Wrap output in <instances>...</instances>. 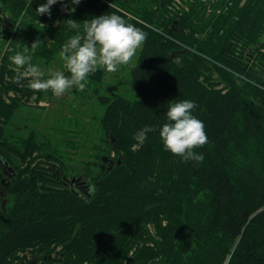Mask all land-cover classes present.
<instances>
[{
	"label": "trees",
	"instance_id": "16d2710c",
	"mask_svg": "<svg viewBox=\"0 0 264 264\" xmlns=\"http://www.w3.org/2000/svg\"><path fill=\"white\" fill-rule=\"evenodd\" d=\"M44 2L0 0V18L22 19L0 49V154L21 169L9 185L10 218L0 220V264H264V0H58L66 12L54 4L38 15ZM113 12L147 38L129 70L135 97L97 96L103 142L118 158L88 172V196L39 167L35 153L66 157L48 136L5 132L21 106L7 92H33L14 82L9 57L49 60L86 19ZM34 92L39 100L43 91ZM185 99L198 105L208 137L195 149L199 164L159 136L167 102ZM145 125L157 131L140 144L133 133ZM66 138L62 130L58 140ZM103 149L100 161L110 158Z\"/></svg>",
	"mask_w": 264,
	"mask_h": 264
},
{
	"label": "clouds",
	"instance_id": "9594fccd",
	"mask_svg": "<svg viewBox=\"0 0 264 264\" xmlns=\"http://www.w3.org/2000/svg\"><path fill=\"white\" fill-rule=\"evenodd\" d=\"M58 0H46L36 8L38 15H51L50 6ZM81 0H71L78 5ZM75 9L72 8L71 11ZM67 25L72 29H80L74 19H67ZM146 33L115 12L94 16L83 23V31L69 38L61 47L59 57L64 62V69L53 70L45 77L44 71L33 63L32 57L21 52L9 57L16 66L13 71L15 83L28 80V87L33 91L47 92L51 90L57 96H63L70 89L84 90L88 77L99 69L109 73L116 72L119 66L128 65L136 55L145 40ZM37 39L31 44L33 52L38 47ZM11 51V49H8ZM23 69V71H21ZM198 105L191 100L168 101L166 122L159 128V136L166 150L181 157L185 162L191 160L202 163L204 156L195 149L208 143L203 121L198 119L193 110ZM157 129L145 125L133 133V139L143 144L147 133Z\"/></svg>",
	"mask_w": 264,
	"mask_h": 264
},
{
	"label": "rangeland",
	"instance_id": "374dc122",
	"mask_svg": "<svg viewBox=\"0 0 264 264\" xmlns=\"http://www.w3.org/2000/svg\"><path fill=\"white\" fill-rule=\"evenodd\" d=\"M57 10L66 12L68 9L62 4L57 5ZM54 10V5L51 6ZM187 8V7H186ZM6 19L8 23H5ZM41 24V23H39ZM56 24V22H55ZM22 19L18 24H13L6 17L0 18V49H2L8 38L5 35L13 33L14 28L20 29ZM33 27V24H29ZM2 36V37H1ZM140 49L137 50L131 63L119 66L116 72L109 73L105 70L99 81L95 78L88 77V81L84 90L70 89L63 96H55L51 90L42 92L41 97L33 91L29 95L19 89L7 92L9 96L17 95L21 106L15 112L14 116L6 123L5 132L14 135H27L30 131H38L39 134H45L50 140L52 149L61 147L60 150L65 151V158H59L57 163L63 165L65 170L69 171L70 176L81 174L84 179L89 176L91 170L97 174L99 166L101 169L107 168V164L100 161L97 157L103 156L102 151L105 147H110V158L115 161L117 154L112 150V146L108 142H103L104 131L99 123V118L103 113L104 107L97 101L98 94L115 95L121 94L128 98L135 97V93L130 87V67L134 64ZM37 66L47 74L53 70L64 69V62L60 59L59 54L54 55L51 59H38ZM8 81L10 79H7ZM28 82L23 80L21 83ZM25 88V86H22ZM17 93H16V92ZM32 91V90H31ZM62 130H67L66 140L59 141ZM11 136V135H10ZM9 137V136H8ZM106 138V137H105ZM70 139V140H69ZM74 139V140H73ZM63 145V146H62ZM53 160V158H51ZM104 166V168H102ZM13 205L11 199L10 207ZM29 257V256H27Z\"/></svg>",
	"mask_w": 264,
	"mask_h": 264
},
{
	"label": "flooded vegetation",
	"instance_id": "af4514ba",
	"mask_svg": "<svg viewBox=\"0 0 264 264\" xmlns=\"http://www.w3.org/2000/svg\"><path fill=\"white\" fill-rule=\"evenodd\" d=\"M21 134L20 136H22ZM24 136V135H23ZM37 162H39L41 165L39 167H44V171L47 172L51 177H55L58 182H61L64 186L70 188L74 191H80L83 193V191L80 189V186L76 183H73L72 185L70 183L65 182L67 179H71L73 176H82L79 175H72L70 176L69 171L65 170L63 165H60L57 163L56 158H53L51 160L50 158L42 157L40 153H35ZM6 160L9 163L10 169L4 171L0 164V220L4 222V220H7L10 218V204L11 199L13 198L10 190V183L12 179L21 172V169L17 167V164L10 163L5 157L0 154V162L3 163V161ZM112 160V159H111ZM104 168V166H102ZM82 180L87 181V185L93 184V179L90 176H87L86 179L82 176ZM12 207V206H11Z\"/></svg>",
	"mask_w": 264,
	"mask_h": 264
},
{
	"label": "water",
	"instance_id": "95a60500",
	"mask_svg": "<svg viewBox=\"0 0 264 264\" xmlns=\"http://www.w3.org/2000/svg\"><path fill=\"white\" fill-rule=\"evenodd\" d=\"M4 21L5 23H8L10 25V23L6 19ZM102 160L108 164V168H110L113 165V161L106 156H104ZM0 164L2 168L4 169V171L10 169L9 163L6 160H4L3 163L0 162ZM65 182L70 183L71 185L73 183H76L77 185L80 186V189L83 191L85 195H88V196L90 195L89 190L91 186L89 184L87 185L86 180H82V176H73L71 179L65 180Z\"/></svg>",
	"mask_w": 264,
	"mask_h": 264
}]
</instances>
